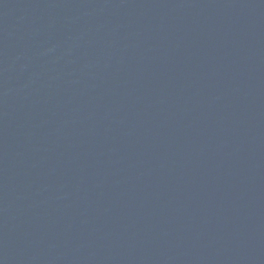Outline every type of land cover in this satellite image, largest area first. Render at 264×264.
Wrapping results in <instances>:
<instances>
[{
  "label": "water",
  "instance_id": "obj_1",
  "mask_svg": "<svg viewBox=\"0 0 264 264\" xmlns=\"http://www.w3.org/2000/svg\"><path fill=\"white\" fill-rule=\"evenodd\" d=\"M0 264H264V0H0Z\"/></svg>",
  "mask_w": 264,
  "mask_h": 264
}]
</instances>
